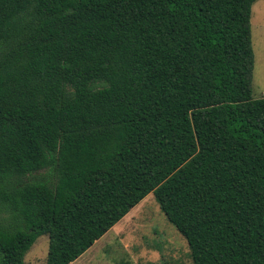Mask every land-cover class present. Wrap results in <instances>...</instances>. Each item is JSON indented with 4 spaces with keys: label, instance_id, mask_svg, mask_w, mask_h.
I'll list each match as a JSON object with an SVG mask.
<instances>
[{
    "label": "trees",
    "instance_id": "16d2710c",
    "mask_svg": "<svg viewBox=\"0 0 264 264\" xmlns=\"http://www.w3.org/2000/svg\"><path fill=\"white\" fill-rule=\"evenodd\" d=\"M258 0H0V264H72L154 194L193 264H264Z\"/></svg>",
    "mask_w": 264,
    "mask_h": 264
},
{
    "label": "rangeland",
    "instance_id": "374dc122",
    "mask_svg": "<svg viewBox=\"0 0 264 264\" xmlns=\"http://www.w3.org/2000/svg\"><path fill=\"white\" fill-rule=\"evenodd\" d=\"M255 71L253 97H264V0L252 12ZM50 239H37L26 264H47ZM72 264H193L185 238L168 221L154 194H150Z\"/></svg>",
    "mask_w": 264,
    "mask_h": 264
}]
</instances>
